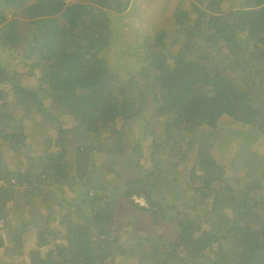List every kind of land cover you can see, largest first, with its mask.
<instances>
[{
	"label": "trees",
	"instance_id": "trees-1",
	"mask_svg": "<svg viewBox=\"0 0 264 264\" xmlns=\"http://www.w3.org/2000/svg\"><path fill=\"white\" fill-rule=\"evenodd\" d=\"M76 1L0 0V264H264V0Z\"/></svg>",
	"mask_w": 264,
	"mask_h": 264
},
{
	"label": "rangeland",
	"instance_id": "rangeland-1",
	"mask_svg": "<svg viewBox=\"0 0 264 264\" xmlns=\"http://www.w3.org/2000/svg\"><path fill=\"white\" fill-rule=\"evenodd\" d=\"M74 2H77V1L76 0H70V2L68 4V6H70V7L68 9H72L73 8ZM138 2H143V4H147L146 2H163L162 5L164 6L166 4V2H175V0H138ZM45 17H46L45 15H42L41 19H44ZM181 17H182L184 22H185V20H187V15H183L182 14ZM171 21H172L171 16L167 15V18L165 20V26L166 27L169 26ZM3 27L1 28L2 32H3ZM5 29H6V32H9L10 34H12L13 28L10 25L5 26ZM6 32L3 33V36H2L3 43H1V45H0V59L2 57H4L7 61H12L15 58L11 59V57H14L15 55H17L19 50H20V48L25 46V45H29L30 42H29L28 39H26V38H24L22 36H19L17 34L15 36H13V37H11L9 35H6ZM16 38H17V40H16ZM215 41H218V39L215 38ZM220 53H221V51L219 50L218 53H217V56H219ZM263 74H264V72L262 70H260L259 68H257V69L254 68L253 70L251 69V70H249V73H248L250 79L252 81H254V83L260 82L259 85L261 87H264V75ZM228 123L230 124V128H233L235 133H238L240 136L244 135L243 130L240 127L237 126L235 121H231L230 120V121H228ZM166 138H167V136L164 137V139H166ZM5 160H6L7 163L10 164V160L9 159L6 158ZM259 171H261V170H258V172ZM235 172H236V175L237 174H242V171L239 172L238 170H236ZM262 172H264V171H262ZM242 175H243V178H244V174H242ZM142 183H143L142 180H135L133 182H130L129 185L132 188V190L137 191V190L140 189ZM48 193H52V190L49 187H45V189H43L42 191L36 193L35 195H38L40 198H46L47 197L46 195ZM240 193L244 194L246 192L244 190H241ZM244 197H246L247 199L249 198L248 195H245ZM74 199L77 200V196H75ZM39 204L40 203H37L35 206H38ZM213 210H214V213L213 212L211 213V215H213V217H214V220L211 222V224L213 226L219 227L220 224L226 223L227 219H231L233 217L232 210L227 205L226 206H222V205L218 206V205H216V206H214V208L212 210H208V211H213ZM22 214L24 215L25 213H22ZM126 214H127V210H125V209L117 211L116 214H115V217H114V222L122 221L126 217ZM65 216L67 218H74V212L69 210V211H67L65 213ZM24 218H26V217H24ZM206 221H208V219H206ZM90 222L95 223L96 225H99L98 221H97V218H92V220ZM149 223H153L155 225V221L153 222V221L150 220ZM149 223H148V225H149ZM69 224L72 227H74V220L72 222H70ZM59 227L61 229H63L64 232H65V227L64 226L60 225ZM136 227L138 228V230L143 232L142 228H144V226H142V225L139 226L138 225ZM91 235H92L91 227L88 226V225H85L83 233L79 236V241H78L79 244H81L83 242V239L85 237H89ZM0 242H1V246L4 247L3 250H2V253H1L0 260L2 258L5 260V257L8 255V253L13 251V248L9 244V239L6 236L3 235V233H2V225L1 224H0ZM65 242H69L71 251H74V233L73 234H71V233L67 234L66 235V239L64 241H61V243H65ZM229 244L233 247L235 242L231 241ZM17 254H18V256H20L21 255L20 251H17ZM119 255L120 254H116V255L114 254V258H115V256H119Z\"/></svg>",
	"mask_w": 264,
	"mask_h": 264
},
{
	"label": "clouds",
	"instance_id": "clouds-1",
	"mask_svg": "<svg viewBox=\"0 0 264 264\" xmlns=\"http://www.w3.org/2000/svg\"><path fill=\"white\" fill-rule=\"evenodd\" d=\"M75 196H77V195H74V197ZM134 199H135L136 203L140 204L141 206H146V201H145V199L143 197L136 196ZM74 201H76V202L78 201V196H77V200L74 199ZM69 210L72 211V212H75L71 208H67L65 210V213L67 211H69ZM65 218H67V217L65 216ZM4 236H6V235H4ZM3 248L4 247L1 246V249H0V258H1V253H2ZM12 248H13V251L12 252H14L15 251V246H12ZM20 253H21L20 256H18V254H16L15 257L13 258V261L12 262H15V264H23V262H24V255H25V253H24V251H20Z\"/></svg>",
	"mask_w": 264,
	"mask_h": 264
}]
</instances>
